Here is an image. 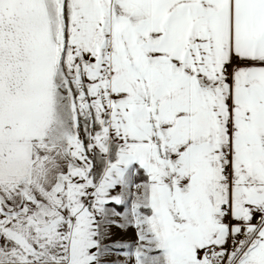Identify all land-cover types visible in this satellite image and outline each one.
<instances>
[{
  "label": "snow or ice",
  "instance_id": "snow-or-ice-1",
  "mask_svg": "<svg viewBox=\"0 0 264 264\" xmlns=\"http://www.w3.org/2000/svg\"><path fill=\"white\" fill-rule=\"evenodd\" d=\"M0 264H264V0H0Z\"/></svg>",
  "mask_w": 264,
  "mask_h": 264
}]
</instances>
